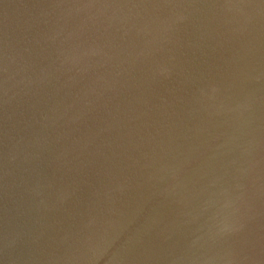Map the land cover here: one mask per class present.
<instances>
[{"label":"water","instance_id":"water-1","mask_svg":"<svg viewBox=\"0 0 264 264\" xmlns=\"http://www.w3.org/2000/svg\"><path fill=\"white\" fill-rule=\"evenodd\" d=\"M0 264H264V0H0Z\"/></svg>","mask_w":264,"mask_h":264}]
</instances>
